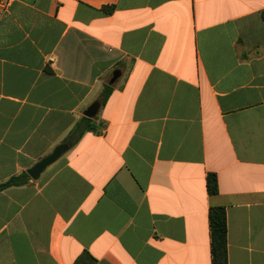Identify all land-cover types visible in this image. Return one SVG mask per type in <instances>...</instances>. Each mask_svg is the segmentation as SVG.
Wrapping results in <instances>:
<instances>
[{"label":"crops","instance_id":"obj_1","mask_svg":"<svg viewBox=\"0 0 264 264\" xmlns=\"http://www.w3.org/2000/svg\"><path fill=\"white\" fill-rule=\"evenodd\" d=\"M6 1L0 184L100 108L0 192V264H212V207L264 264V0Z\"/></svg>","mask_w":264,"mask_h":264},{"label":"trees","instance_id":"obj_2","mask_svg":"<svg viewBox=\"0 0 264 264\" xmlns=\"http://www.w3.org/2000/svg\"><path fill=\"white\" fill-rule=\"evenodd\" d=\"M112 87L106 86L103 90L102 104H105ZM93 125V119L84 117L70 132L65 140L66 144L74 146L88 132ZM30 181L27 173L14 176L6 182L0 184V192L11 187H21ZM207 190L210 196L218 194V182L214 174H209L207 178ZM209 223L211 233V256L212 264H229L228 262V224L227 212L224 207H212L209 211Z\"/></svg>","mask_w":264,"mask_h":264},{"label":"water","instance_id":"obj_3","mask_svg":"<svg viewBox=\"0 0 264 264\" xmlns=\"http://www.w3.org/2000/svg\"><path fill=\"white\" fill-rule=\"evenodd\" d=\"M120 73L115 71L113 72V77L110 81V84L113 85L115 82L119 79ZM100 108V105L98 103L93 104L86 112L85 117L93 119L96 117L97 112ZM69 146L67 144L59 145L55 148V150L48 155L47 157L43 158L41 161H39L35 166L27 170L28 176L32 180H38L42 173L50 167L52 164H54L61 156H63L66 152L69 150Z\"/></svg>","mask_w":264,"mask_h":264},{"label":"built area","instance_id":"obj_4","mask_svg":"<svg viewBox=\"0 0 264 264\" xmlns=\"http://www.w3.org/2000/svg\"><path fill=\"white\" fill-rule=\"evenodd\" d=\"M7 5L8 3L6 0H0V15L6 10Z\"/></svg>","mask_w":264,"mask_h":264}]
</instances>
